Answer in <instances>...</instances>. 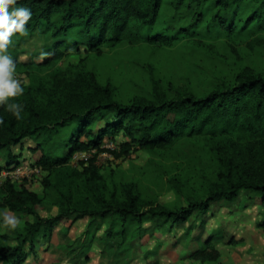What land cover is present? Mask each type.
I'll return each instance as SVG.
<instances>
[{
	"label": "trees",
	"instance_id": "trees-1",
	"mask_svg": "<svg viewBox=\"0 0 264 264\" xmlns=\"http://www.w3.org/2000/svg\"><path fill=\"white\" fill-rule=\"evenodd\" d=\"M253 1L263 6L251 7L247 0H16L10 6L32 13L25 33H14L7 48L15 73L28 83L21 85V95L6 101L21 105L20 119L0 105V153L11 158L12 145L32 138L44 175L41 193L9 178L0 184V212L24 219L15 231L16 245L0 233L1 263L21 264L26 242L33 250L38 233L49 237L55 223L72 215L89 217L82 239L71 243L87 262L103 223L102 239L119 238L120 247L143 237L147 222L185 223L240 190L264 195V70L244 66L231 82L220 80L204 92L164 85L151 73L150 90L124 100L110 80H99L87 57L61 64L69 54L99 57L104 49L183 45L200 50L222 39L231 48L243 37L253 42L255 31L264 32V0ZM38 36L49 43L46 55L20 59L22 46ZM120 134L126 139L118 151L104 147L106 139ZM91 149L95 154L82 160L81 168L73 165L75 153ZM135 149L150 155L143 168L157 192L141 188L139 179L122 180L117 169L102 173L96 163L101 152L117 159ZM10 158L9 164L16 163ZM164 191L184 204L160 203ZM41 205L56 207V214L41 217ZM259 226L264 229V221ZM189 258L216 261L220 253L208 239Z\"/></svg>",
	"mask_w": 264,
	"mask_h": 264
},
{
	"label": "rangeland",
	"instance_id": "rangeland-1",
	"mask_svg": "<svg viewBox=\"0 0 264 264\" xmlns=\"http://www.w3.org/2000/svg\"><path fill=\"white\" fill-rule=\"evenodd\" d=\"M247 2L251 7L263 6V1L247 0ZM254 37H257V40L253 42H249L248 37L240 38L235 43L234 48H231L222 39L216 40L212 46L200 48V50L179 45L174 48L156 49L152 47L130 49L126 47L115 51L104 49V54L99 57L85 52L74 53L66 56L61 64L75 63L80 58L87 57L90 67L95 70L99 80L102 83L110 80L116 87L118 97L124 100L132 96L146 94L151 86V73L161 78L164 85L170 83L183 89L204 92L220 80L231 82L235 72L244 66L260 71L264 70V32L261 33L257 30L254 32ZM48 46L49 43L45 42L42 36L32 38L22 46L20 59L38 61L46 55L45 51ZM151 69H155V71L152 72ZM14 76L20 85L28 83L23 74L14 73ZM96 125L97 128L99 123ZM96 128L92 129L93 133L96 132ZM125 139L122 134L117 135L113 140L106 139L104 147L118 151L120 144ZM23 144L30 145V151L26 152L25 150L24 158L15 159L18 163L16 165L34 166L33 164L40 156L39 150L33 151L36 148V142L29 138ZM15 148H10V151H15ZM94 154L95 151L92 149L75 153L72 163L77 168H81L80 162ZM9 158H7L5 151L0 153V184L3 182V177H5L3 175L8 170L9 165L14 164L7 162ZM149 159L148 153L135 149L117 159L109 152H101L97 155L96 163L102 173H109L111 170L117 169L123 173L120 176L122 180L139 179L143 185L141 188L157 192L156 186L151 184V176L143 168ZM14 169H11L10 173H17ZM43 175L44 171L29 176L25 173H19L14 176L16 178L14 180L17 181V185L41 193ZM158 200L160 203L169 206L184 204L183 199L177 197L172 191L161 192ZM52 207L51 205H41L37 208L42 210V214H46L51 211ZM262 208L264 207L258 208L254 204L251 207H245V204L240 203L241 216L237 213L236 220L242 217L244 224H241L240 221V225L232 226L234 229L237 228L233 238H230V240L237 241L235 244L230 243V240L227 241L224 233L222 235L218 230L212 229V235L221 236L219 241L222 240L220 242L222 256L220 255L219 260L193 261L186 255L197 247H201L202 243H197V239L201 242L207 233L205 218L201 214L194 213L185 223L181 224L171 225L170 222L163 219L147 222L143 225L145 231L143 237L133 238L120 247H118L119 238L101 239V264H112L115 261L120 262L119 264H127L128 261H132L133 264H262L264 236L258 233L259 230L263 229L259 226L264 219L259 216V213L263 212ZM52 211L55 212L54 209ZM4 216L14 217L17 223H23V218L21 219L18 214L14 215L3 210L0 212V233L4 226L11 230V226L4 223ZM71 249L76 250L75 246L69 242L60 247H53L51 250L48 248L47 259L49 258L50 261H76L79 264H86V255L79 250V252L75 251L72 256ZM63 255L70 257V260Z\"/></svg>",
	"mask_w": 264,
	"mask_h": 264
},
{
	"label": "crops",
	"instance_id": "crops-1",
	"mask_svg": "<svg viewBox=\"0 0 264 264\" xmlns=\"http://www.w3.org/2000/svg\"><path fill=\"white\" fill-rule=\"evenodd\" d=\"M29 138H24L20 141V143L16 145H12V147H16L15 151H10L11 153V159H19L24 158V152L30 151V145L23 144L25 140ZM17 157V158H16ZM262 201V203H260ZM245 204V207H251L253 204L256 205L258 208H261V206L264 207V195L253 193L250 190H240L237 194V196L233 199L227 200L223 199L214 203H211L209 205L208 211L203 214V218H205L206 222V228L207 233L205 237H203L202 241L200 242L199 239H197V243H203L206 240L210 239L214 247L219 251L220 255L222 256V246L221 236L218 237L216 235H212V229L218 230L222 235L223 233L226 235V240L229 241L230 238H233L235 235V232H237V228L234 229L232 226L235 224H239L241 221V224H244V219L239 217L238 220H236L237 213H239V216H241V211L239 209L240 203ZM55 210L52 211V210ZM51 211L46 214H42V210H38V213L41 217H49L56 214L57 209L56 207H52L50 209ZM262 213H259V216H262L264 218V208H262ZM12 214V213H11ZM14 214V213H13ZM17 215V214H14ZM13 216V215H12ZM5 217V216H4ZM261 217V218H262ZM22 219V218H21ZM27 219L32 222L34 220V217L32 215H28ZM23 223H16L15 227H10L11 230L4 228L1 230V233L7 234L10 236L9 245L14 246L18 243V241L14 238L15 231H20L24 226V219ZM89 221V217L83 216V217H75L70 216L67 219H64L60 222H57L53 225L51 230V235L49 237L44 236L41 232L36 235V237L33 239V250H30V244L29 242H26L24 245V252L25 257L21 264H79L76 261H50V259H47V251L48 248L50 250L54 247H60L62 244H65L66 242L73 243L75 240L83 237V233L87 227ZM264 221V219H262ZM240 225V224H239ZM257 226V225H256ZM258 227V226H257ZM65 228V229H63ZM260 228V227H259ZM106 229V225L103 223L100 228L97 230L94 238L91 241L90 249L87 253L88 261L86 264H101L100 257H101V239L104 236V231ZM192 233V232H191ZM258 233H261L264 236V230L261 229L258 231ZM84 240V239H83ZM76 247V245H73ZM200 246V245H199ZM197 247L196 249H198ZM194 249V251L196 250ZM79 250V249H78ZM78 250H71V255L73 256L75 251ZM79 252V251H78ZM193 252V250H192ZM191 252V253H192ZM190 253V254H191ZM186 254V255H190ZM65 258H68L70 260V257L67 255H63ZM262 264H264V254L262 257ZM0 264H3L0 262ZM109 264V263H108ZM127 264H133L132 261H128Z\"/></svg>",
	"mask_w": 264,
	"mask_h": 264
},
{
	"label": "clouds",
	"instance_id": "clouds-1",
	"mask_svg": "<svg viewBox=\"0 0 264 264\" xmlns=\"http://www.w3.org/2000/svg\"><path fill=\"white\" fill-rule=\"evenodd\" d=\"M16 0H0V105H5L6 111L12 112L17 118H21V105L18 103H7L10 97H16L24 92L20 82L15 78V63L7 48L11 44L14 33H25V24L31 18V10L27 7H15L11 11L10 6L15 5ZM4 223L15 227L14 217H4Z\"/></svg>",
	"mask_w": 264,
	"mask_h": 264
},
{
	"label": "built area",
	"instance_id": "built-area-1",
	"mask_svg": "<svg viewBox=\"0 0 264 264\" xmlns=\"http://www.w3.org/2000/svg\"><path fill=\"white\" fill-rule=\"evenodd\" d=\"M18 163H14L11 166H9L6 171V173L3 175V179L9 178L12 182H17L14 176L18 175L19 173H25L27 176L36 174L38 172L42 171V168L38 166L36 163L33 164L34 166L28 165V164H21V165H16ZM15 168L14 170L17 171V173H10L11 169Z\"/></svg>",
	"mask_w": 264,
	"mask_h": 264
}]
</instances>
